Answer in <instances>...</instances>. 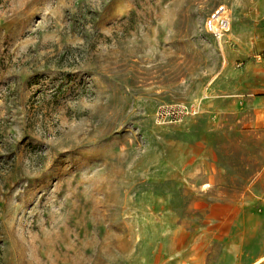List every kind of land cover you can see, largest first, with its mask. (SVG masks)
<instances>
[{"label":"rangeland","instance_id":"obj_1","mask_svg":"<svg viewBox=\"0 0 264 264\" xmlns=\"http://www.w3.org/2000/svg\"><path fill=\"white\" fill-rule=\"evenodd\" d=\"M263 63L264 0H0V264H264Z\"/></svg>","mask_w":264,"mask_h":264},{"label":"built area","instance_id":"obj_2","mask_svg":"<svg viewBox=\"0 0 264 264\" xmlns=\"http://www.w3.org/2000/svg\"><path fill=\"white\" fill-rule=\"evenodd\" d=\"M229 15L227 12V9L224 5H219L216 7L206 18L205 20V28L207 31H209L214 38L217 40H220L222 37H224V32H226L228 26H229ZM180 111H183L181 109L176 111H164L161 112V114L165 113H178Z\"/></svg>","mask_w":264,"mask_h":264},{"label":"crops","instance_id":"obj_3","mask_svg":"<svg viewBox=\"0 0 264 264\" xmlns=\"http://www.w3.org/2000/svg\"><path fill=\"white\" fill-rule=\"evenodd\" d=\"M233 16V15H232ZM235 17L233 16L234 27L236 25ZM233 30L231 35H233ZM234 39L238 41V37L233 35ZM240 41V40H239ZM224 75V80L221 84H264V63L257 64L253 70L236 71L231 76Z\"/></svg>","mask_w":264,"mask_h":264},{"label":"bare ground","instance_id":"obj_4","mask_svg":"<svg viewBox=\"0 0 264 264\" xmlns=\"http://www.w3.org/2000/svg\"><path fill=\"white\" fill-rule=\"evenodd\" d=\"M229 24H230V22H229ZM229 27V26H228ZM228 29V28H227Z\"/></svg>","mask_w":264,"mask_h":264}]
</instances>
